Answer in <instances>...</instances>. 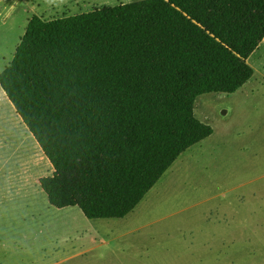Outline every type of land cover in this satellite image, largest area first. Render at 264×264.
Masks as SVG:
<instances>
[{"label":"trees","instance_id":"trees-1","mask_svg":"<svg viewBox=\"0 0 264 264\" xmlns=\"http://www.w3.org/2000/svg\"><path fill=\"white\" fill-rule=\"evenodd\" d=\"M263 41L264 0H143L31 19L0 87L54 169L39 181L49 205L125 219L213 135L196 101L241 90Z\"/></svg>","mask_w":264,"mask_h":264},{"label":"rangeland","instance_id":"rangeland-1","mask_svg":"<svg viewBox=\"0 0 264 264\" xmlns=\"http://www.w3.org/2000/svg\"><path fill=\"white\" fill-rule=\"evenodd\" d=\"M140 1L0 0V74L34 17ZM248 64L254 76L242 91L195 103V117L213 135L121 220L90 221L79 208L50 207L39 181L53 167L20 120L12 130L0 125V264H191V252H264V41ZM0 112L11 125L1 88ZM254 259L264 264V254Z\"/></svg>","mask_w":264,"mask_h":264},{"label":"crops","instance_id":"crops-1","mask_svg":"<svg viewBox=\"0 0 264 264\" xmlns=\"http://www.w3.org/2000/svg\"><path fill=\"white\" fill-rule=\"evenodd\" d=\"M243 89L244 87L238 92L242 91ZM11 110H12L11 119L15 115V118H13V120H15L16 122L18 118H16V112L15 109L12 108V106H11ZM47 204L49 205L48 200H47ZM107 244L108 242L102 245H107ZM191 253L196 254L195 256H193L190 262L191 264H257L256 260L254 259L256 255L264 254V252H191Z\"/></svg>","mask_w":264,"mask_h":264},{"label":"bare ground","instance_id":"bare-ground-1","mask_svg":"<svg viewBox=\"0 0 264 264\" xmlns=\"http://www.w3.org/2000/svg\"><path fill=\"white\" fill-rule=\"evenodd\" d=\"M1 88V87H0ZM2 89V88H1ZM2 93H4V95H5V97H6V94H5V92L2 90ZM6 100L8 101V103H9V105H10V107L12 106V108H14L13 107V105L9 102V100L7 99V97H6ZM16 112V111H15ZM13 118H15V115L13 116ZM13 118L11 119V125L10 124H6L5 122H4V119H5V117H3L2 116V113L0 112V125H1V128H3L4 127V129H6V128H9L10 127V130H12L11 128V126H16L17 124H16V122H15V120H13ZM16 118H18V120H20L21 122H22V120H21V118L16 114ZM23 123V122H22ZM24 125V124H23ZM25 126V125H24ZM26 127V126H25ZM2 130V132H5V130ZM27 129V128H26ZM28 130V129H27ZM33 137V136H32ZM35 140V139H34ZM36 144H37V142H36ZM40 148V147H39ZM43 153V152H42ZM46 158V157H45ZM47 159V158H46ZM49 162V161H48ZM50 163V162H49ZM51 165V164H50ZM44 193V192H43ZM44 195H45V193H44ZM46 196V195H45ZM51 207V206H50ZM53 208V207H52ZM55 209V208H54ZM56 210V209H55ZM56 211H58V210H56Z\"/></svg>","mask_w":264,"mask_h":264}]
</instances>
